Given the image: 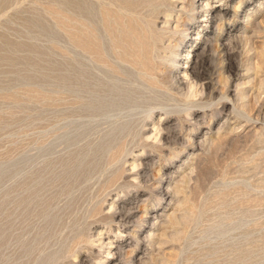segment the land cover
Instances as JSON below:
<instances>
[{
	"label": "rangeland",
	"instance_id": "obj_1",
	"mask_svg": "<svg viewBox=\"0 0 264 264\" xmlns=\"http://www.w3.org/2000/svg\"><path fill=\"white\" fill-rule=\"evenodd\" d=\"M163 2L0 0V264H264V0ZM169 25L154 96L174 111L109 151Z\"/></svg>",
	"mask_w": 264,
	"mask_h": 264
},
{
	"label": "bare ground",
	"instance_id": "obj_2",
	"mask_svg": "<svg viewBox=\"0 0 264 264\" xmlns=\"http://www.w3.org/2000/svg\"><path fill=\"white\" fill-rule=\"evenodd\" d=\"M166 1V0H165ZM162 2H163V0H162ZM164 3V2H163ZM161 4V3H160ZM171 5V4H170ZM103 7V6H102ZM159 7V6H158ZM157 9V8H156ZM116 11V10H115ZM162 11V10H161ZM160 11V12H161ZM169 11V10H168ZM148 12V11H147ZM153 12V11H152ZM165 12V11H164ZM143 13V12H142ZM95 14V13H94ZM158 14V13H157ZM156 14V15H157ZM149 15H150V13H149ZM148 15V16H149ZM155 15V16H156ZM167 15H170V13L168 12V14ZM147 16V15H146ZM171 16H172V14H171ZM150 17V16H149ZM164 18V17H163ZM166 18V17H165ZM167 18H169V17H167ZM102 19V18H101ZM215 19V18H214ZM93 20V19H92ZM96 20V19H95ZM139 20V19H138ZM108 21V20H107ZM146 22H148V21H146ZM166 23H169V21H165ZM141 23V22H140ZM100 24V23H99ZM168 25V24H167ZM105 26V25H104ZM131 27V26H130ZM135 28V27H134ZM153 29V28H152ZM171 29V25H169V26H167V27H165V28H163L162 30H163V32H161V33H159V36L157 37V41L158 42H160L159 44H157V43H154V41L153 42H150V43H148L147 44V48H145V54H143V53H141L140 54V58H141V60L139 61V62H130L131 60H129V62L133 65V67H134V69L135 70H137V72H138V74H139V78H140V80H137V79H133V80H131V79H128V81L129 82H131V84H133V83H135V81L137 82H139L140 84H138V85H141V84H143V87L144 88H148V89H150L149 90V92L151 91V95H148L147 96V98L149 99V102H147V106H148V110H146V114L144 115V117H143V119L138 123V124H136V127H139V126H141V128H137V129H135V128H129V130H127L126 128H128V122H121V123H118V126H121L122 128H125V132L124 133H120V134H118L119 132H120V130L122 129H120L119 131H117L113 136H112V138H109V142L108 143H106V145H105V148L107 149V150H109V151H111V150H117L118 151V153H120L121 154V156L124 154V153H128V152H130L131 150H132V148L131 147H129V143H130V141L135 137V136H137V135H140V139H142L143 138V136H145V134L147 133V131L145 130V131H143L142 132V128H143V126L145 125V124H143V121L147 118V117H149V115L151 114V112L155 109V108H162V110H165V112L166 113H168V112H171V111H174L173 109L174 108H171L170 107V105L168 104V103H164V102H162V101H160L158 98H156L155 96H154V89H155V87H156V85L158 84V83H160V85H162L161 84V82H160V78H162L161 77V75L159 76V74L157 73V71L156 70H158L157 69V66L159 65V67H160V65H163V64H161V62H159L158 60H157V58H160V57H162L163 56V53H167V52H169L167 49L168 48H170V46L168 45V46H165L164 45V42L166 41V40H168V41H171V39H172V36H173V34H174V30H173V32L170 34V35H166L167 33H168V31ZM91 30V29H90ZM141 30V29H140ZM109 32V31H108ZM112 32V31H111ZM142 32V31H141ZM149 32H150V30H149ZM146 37H147V35H145ZM94 37H95V40H96V42H95V44H94V52L93 53H95L97 56H98V61L99 62H101V63H103V64H107V65H109V67H111V68H113L114 70H116V71H114L115 73L117 72V75L118 76H126V77H129V73L128 72H126L125 70H123L121 67H120V65H118V64H114L111 60V58H110V54L108 53V52H106V50L104 49L105 47H103V45H101V41H100V38H99V35L97 34V32L95 31L94 32ZM113 37V36H112ZM109 38V37H108ZM148 38H149V36H148ZM107 39V38H106ZM115 39V38H114ZM92 40H93V38H92ZM94 40V41H95ZM111 40V39H110ZM105 41V40H104ZM103 42V41H102ZM110 42V41H109ZM143 43V42H142ZM89 45V44H88ZM86 46V45H85ZM92 46H93V44H92ZM83 47V46H82ZM114 50V49H113ZM116 52V51H115ZM173 52V51H172ZM133 53V52H132ZM172 55V54H171ZM125 58V57H124ZM174 59V58H173ZM172 58H171V60H173ZM127 61H128V59H127ZM171 63H172V61H171ZM173 64V63H172ZM171 64V65H172ZM105 66V65H104ZM107 67V66H106ZM158 67V68H159ZM168 67V66H167ZM110 68V69H111ZM160 68H162V67H160ZM164 68V67H163ZM170 68H174V67H171L170 66ZM164 69H167V68H164ZM172 70V69H171ZM161 71V70H160ZM159 72V71H158ZM162 72V71H161ZM164 72V71H163ZM162 72V73H163ZM166 73L168 72V71H165ZM164 74V73H163ZM170 74V73H169ZM168 75V74H167ZM117 76V77H118ZM166 76V75H165ZM164 76V77H165ZM174 78V77H173ZM178 78V77H177ZM169 80V79H168ZM171 80V79H170ZM173 80V79H172ZM108 81V80H107ZM163 81V80H162ZM174 81V80H173ZM180 81V80H179ZM182 82V81H181ZM186 82V81H185ZM106 83V82H105ZM173 82H171V84H172ZM185 84V83H184ZM159 85V84H158ZM159 85V86H160ZM104 86V85H103ZM128 86V85H127ZM164 86V85H163ZM163 86H162V88H163ZM171 86V85H170ZM188 86V85H187ZM129 88H133V87H129ZM161 88V89H162ZM171 88V87H170ZM102 89V87L100 86V84L99 83H97V84H93V87H92V91L93 92H95V93H98L99 91H102L101 90ZM166 89V88H165ZM119 90V94L120 95H122V97L124 98V99H126V100H128V99H130V102H131V104H130V106L131 107H135V108H137L138 106H141L142 105V103H140L139 101H138V99H137V97H140L139 95H138V93H140L139 91H137V95H136V90L133 88V89H127L126 87H121L120 89H118ZM156 90V89H155ZM167 90V89H166ZM191 91V90H190ZM156 93V92H155ZM190 93H192V92H190ZM189 93V94H190ZM193 93H194V91H193ZM128 102H129V100H128ZM196 103V102H195ZM188 104H190L189 102H188ZM93 107V106H92ZM184 108V107H183ZM105 109V108H104ZM123 109H124V107H123ZM146 109V108H145ZM144 108H143V110H145ZM129 110V109H128ZM136 110H139V109H136ZM161 110V109H160ZM130 112V111H129ZM136 112V111H135ZM133 113V112H132ZM124 116V115H123ZM131 118V117H130ZM124 120V119H123ZM119 121H122V120H119ZM195 121H197V119L195 120ZM146 126H148V125H146ZM116 128H118V127H116ZM145 128H147V127H145ZM127 130V131H126ZM160 132L161 131H164V130H167L166 128H160V129H158ZM108 132H110L109 130H108ZM165 132V131H164ZM129 133H130V135L132 134L133 136H132V139L131 140H129L128 139V136H129ZM154 136V135H153ZM165 136V135H164ZM101 138V137H100ZM184 141V140H183ZM193 141V140H192ZM191 141V142H192ZM95 142H96V140H95ZM182 143V142H181ZM185 143H186V141H185ZM189 144H190V141L188 142ZM148 144H150V143H148ZM148 144H145L144 143V145H148ZM193 144V143H192ZM203 149V148H202ZM92 150V149H91ZM176 152H178L177 150H175ZM98 152V151H97ZM90 154V153H89ZM119 154V155H120ZM117 155V154H116ZM116 155H114L115 157H116ZM113 156V155H112ZM111 156V157H112ZM110 157V158H111ZM118 157V156H117ZM92 165V164H91ZM112 165V164H111ZM70 166V165H69ZM71 168V167H70ZM162 171V170H161ZM72 174V173H71ZM160 175H162V173L160 174ZM91 176V175H90ZM163 177H165V176H163ZM162 178V177H161ZM70 179V178H69ZM160 183L161 184H166L167 182L166 181H164V178L163 179H161L160 180ZM169 184V183H168ZM144 186V185H143ZM159 187V186H158ZM162 189V188H161ZM160 189V190H161ZM159 192V191H158ZM177 192V191H176ZM160 193H162V191H160ZM166 195V194H165ZM131 211V210H130ZM158 211V210H157ZM147 212V211H146ZM152 212V211H151ZM148 213V212H147ZM156 215V214H155ZM146 217V216H145ZM147 218H148V216H147ZM155 218V217H154ZM145 220V222H147L146 221V219H144ZM178 221V220H177ZM170 223V222H169ZM154 226V225H153ZM152 229H154L153 227H151ZM156 228V227H155ZM144 261V260H143ZM84 263V262H83Z\"/></svg>",
	"mask_w": 264,
	"mask_h": 264
}]
</instances>
